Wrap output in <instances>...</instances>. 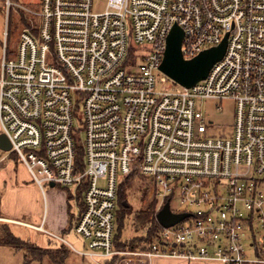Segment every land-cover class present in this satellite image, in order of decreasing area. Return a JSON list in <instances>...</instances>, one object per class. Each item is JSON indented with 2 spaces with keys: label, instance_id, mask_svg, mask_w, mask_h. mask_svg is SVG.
<instances>
[{
  "label": "built area",
  "instance_id": "obj_1",
  "mask_svg": "<svg viewBox=\"0 0 264 264\" xmlns=\"http://www.w3.org/2000/svg\"><path fill=\"white\" fill-rule=\"evenodd\" d=\"M3 6L0 132L44 194L52 184L73 189L72 230L87 247L74 251L95 264L128 255L264 264V0ZM12 12L19 32L10 48ZM175 26L186 60L228 35L223 59L190 89L160 71ZM170 81L180 89L166 87ZM208 100L235 103L232 136H207L198 102ZM135 176L154 180L157 213L169 204L189 217L169 228L158 223L148 250L118 251L119 194Z\"/></svg>",
  "mask_w": 264,
  "mask_h": 264
},
{
  "label": "rangeland",
  "instance_id": "obj_2",
  "mask_svg": "<svg viewBox=\"0 0 264 264\" xmlns=\"http://www.w3.org/2000/svg\"><path fill=\"white\" fill-rule=\"evenodd\" d=\"M14 2L18 3H32L37 0H13ZM97 2L101 3V10L105 8L106 0H96ZM4 0H0V60L2 59V48L4 43V32L6 30V15L4 9ZM16 14L12 12L9 31V46H12L16 43L18 38V27L16 24ZM166 87L172 86L174 90H179L180 87L172 84V82H168L165 84ZM198 106L203 109L206 117H207V126H208V133L207 136L209 137H230L232 136L234 123H235V108L236 105L231 100H224V101H214L208 100L204 102H198ZM220 107V109H218ZM81 118V116H80ZM209 122H212V125H209ZM10 153H6L0 151V157H9ZM11 159V158H9ZM7 166L12 165L13 161L8 160L6 163ZM3 167L2 169H4ZM21 168V167H20ZM22 171V170H21ZM13 169L10 170V174L12 175ZM23 172V171H22ZM27 174V173H26ZM25 174V177L28 175ZM1 176V175H0ZM3 176V175H2ZM20 183V182H19ZM101 183V182H100ZM4 184V183H3ZM6 188L4 189L5 194L8 198L9 206L13 210H19L20 207H26V204L30 201V196L27 195L26 190H24L21 184H18L19 187L16 185V182L12 180H7L5 183ZM145 185L149 188L147 196H143L144 187ZM154 180L151 177H144V176H135L133 177L128 184L125 183L121 188L120 192V212L115 220V230H114V238L117 236L118 231V244L117 248L119 251H137L136 249L126 248L124 249V245L129 244L132 240L136 238H142L145 236V232L142 230L136 231L134 227V215L138 213L140 210L146 209L150 201L154 197ZM73 190L72 188H70ZM68 188H60V187H50L45 186V192L48 195L49 201V220H48V227L51 226L52 223H55L57 226L63 221V215L60 213L62 202H59L60 199L66 202V198H68L69 191ZM72 193V191H71ZM67 195V196H66ZM73 195V193H72ZM74 197V195H73ZM30 202L28 204H30ZM12 204V205H11ZM27 204V205H28ZM72 206L71 215L76 218L79 214L77 203L75 202V197L73 201H70ZM174 206V205H173ZM71 221V216L68 218L66 224L67 233L65 235H61L65 238L74 248L78 251H85L87 247H85L83 239L78 236L72 230V224L74 219ZM65 221V218H64ZM4 226L0 223V230L4 228ZM8 230H11L13 234L16 236H24L21 239H29L31 234H27L29 229L18 226V225H10L7 226ZM11 227V228H10ZM34 234V233H33ZM29 235V236H28ZM54 239V238H53ZM56 240V239H54ZM31 242V241H30ZM17 244L10 246H2L0 247V264H25L23 260V252H28L31 250L30 245L24 246L23 244L20 245L18 242ZM121 243V244H120ZM124 244V245H122ZM69 249V255L66 260L65 264H94L88 258H84L79 255L76 251H74L71 246L67 245ZM35 251V250H34ZM55 253V252H53ZM55 255V254H54ZM52 256V255H51ZM51 256L46 254V251H37L34 255H31L34 259V264H51L46 261L45 258L51 260ZM31 257H27V259H31ZM29 263V262H28ZM27 263V264H28ZM30 264V263H29Z\"/></svg>",
  "mask_w": 264,
  "mask_h": 264
},
{
  "label": "crops",
  "instance_id": "obj_3",
  "mask_svg": "<svg viewBox=\"0 0 264 264\" xmlns=\"http://www.w3.org/2000/svg\"><path fill=\"white\" fill-rule=\"evenodd\" d=\"M1 48H2V57H3L2 45ZM6 153H10V152H6ZM2 159L3 161L0 162V175H1L0 176V199H1L0 223L2 225H7V226L18 225L27 228L29 229L27 234H31L30 232H32L33 236H30L29 239H24L30 243V247H31V250H28L29 252H31L30 254H28V252H23L24 254H22L24 263L27 264L29 262L30 264H34V259L33 257H31V255H34V253L37 251L56 249L59 246L65 247L69 251L67 245L68 244L70 246L72 245L65 238L64 239L66 240V243L56 239V236L62 237L61 235H65L67 233L66 222L68 218L71 216V221H73L72 219H74V216L71 215L72 206L70 202H68V198H66V202L62 199L59 200V202H62L60 213L65 218V221L63 218V221L60 223L59 226H57L55 223H52L51 226L48 227L49 201H48L47 193L45 192L44 194L41 191V189L32 182V179L27 169L18 161L15 155L10 153L9 157H2V158L0 157V161ZM8 160L13 161V164L7 166L6 163H8ZM3 167L5 168L2 169ZM11 169H13L14 171L12 175L10 174ZM25 174L28 175V177L27 176L25 177ZM7 180L9 181L12 180L16 182V185L18 187H19L18 184H21L22 188L26 190L27 195L30 196L31 198V202L29 201L30 204H28L29 203L28 202L27 203L28 205L26 204V207L22 208L21 206L19 210H13L9 206L7 195L4 192L5 191L4 189L6 188L5 183L7 182ZM41 227L42 229H40ZM52 235L55 236L54 239L56 240L53 239ZM16 237H19L21 239L24 236L22 237L16 236ZM27 257H31V259L30 258L27 259ZM45 259L47 262L54 264L52 260H49L47 258ZM105 264H219V263H204V262L189 263L183 260H173V259H154L152 261H147L142 257H135L134 255H128V256H117L113 260L107 261Z\"/></svg>",
  "mask_w": 264,
  "mask_h": 264
},
{
  "label": "water",
  "instance_id": "obj_4",
  "mask_svg": "<svg viewBox=\"0 0 264 264\" xmlns=\"http://www.w3.org/2000/svg\"><path fill=\"white\" fill-rule=\"evenodd\" d=\"M183 30L175 26L167 40V49L160 71L175 84L186 89L193 88L200 81L205 80L213 66L221 61L227 50L228 35L217 47L203 51L197 57L186 60L182 53ZM12 145L5 134H0V150L10 152ZM54 187V185H51ZM188 214L177 215L171 212L170 205L166 204L157 214L158 223L163 228L172 227L186 218Z\"/></svg>",
  "mask_w": 264,
  "mask_h": 264
},
{
  "label": "trees",
  "instance_id": "obj_5",
  "mask_svg": "<svg viewBox=\"0 0 264 264\" xmlns=\"http://www.w3.org/2000/svg\"><path fill=\"white\" fill-rule=\"evenodd\" d=\"M24 21V20H22ZM133 177H130L126 184H128L130 182V180ZM144 192H143V196H147L148 194V187L145 185L144 187ZM121 192V190H120ZM70 196L68 195V202L73 201L74 197L71 193V191H69ZM146 198V197H145ZM1 200V199H0ZM77 200L80 204V208L83 209V202L82 200V193L81 191L78 192V197ZM119 208H120V194H119ZM157 208H158V199L154 196L153 199L150 201V203L148 204V206L146 207V209L140 210L138 213H136L134 215V227L136 229V231L142 230L145 232V236L142 238H136L134 240H132L131 242H129V244H122L124 245V249L126 248H134L137 251H142V250H148V248L152 245L153 242H155L161 232V227L158 224L157 221ZM120 212V209L117 211V216ZM7 226H4V228H2L0 230V246H12L17 244L16 242H18L20 245H24V246H29L30 243L26 240H22L19 237H16L11 230L7 229ZM119 234V231H118ZM118 234L115 237V241H114V246L115 249L118 250L117 248V244L118 242ZM121 244V243H120ZM119 251V250H118ZM55 252V253H53ZM46 254L47 255H52L51 256V260L54 264H65L66 260L68 258L69 252L65 247L59 246L56 249H50V250H46ZM55 254V255H54Z\"/></svg>",
  "mask_w": 264,
  "mask_h": 264
}]
</instances>
